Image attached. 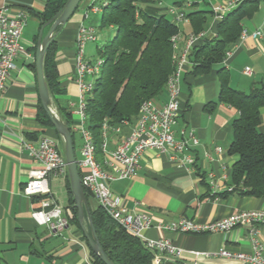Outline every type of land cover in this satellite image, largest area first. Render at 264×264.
Instances as JSON below:
<instances>
[{"label":"crops","instance_id":"obj_1","mask_svg":"<svg viewBox=\"0 0 264 264\" xmlns=\"http://www.w3.org/2000/svg\"><path fill=\"white\" fill-rule=\"evenodd\" d=\"M47 1L0 0V7L7 6L12 13L20 8L27 11L28 19L22 34V45L31 54L27 57L21 53L16 58V66L0 96V264H94L91 247L84 232H90L89 219L85 214L82 222L75 220L67 176H53L50 180L59 203L73 212V217L62 229L55 230L49 225L37 224L32 218V212L40 207L43 196H28L23 192L30 172L36 166L25 143L36 142L42 135H47L57 139L59 147L64 149L62 137H59L55 127H44L38 120L41 99L35 53L41 29L44 28V35L50 27L41 24L37 13L44 9ZM144 2H148L143 3L147 7L158 6L156 2ZM202 2L210 5V0ZM89 3L101 5L102 0H82L77 11L59 29L56 37L60 90L54 95L51 94V97L53 107L61 118V107L71 112L73 127H80L81 123L80 116L70 107V103L77 102L79 94L75 82L76 38L79 29L81 26H93L99 35L98 41L90 42L86 46L85 55L89 59L95 55L92 53L94 50L100 57V47L116 34L114 26H101V12L90 11L88 17H85ZM158 7L161 9H157V12H165L162 7ZM190 10L193 9L187 11ZM263 21L264 0L260 1L251 16L242 21V26L252 31L261 26ZM185 23L190 30L180 28V49L184 47L186 36L193 32L190 21ZM101 28H107V31L103 32ZM205 29L217 32L213 14L209 16ZM229 48L232 54L215 65L211 71L193 75L187 70L181 79L180 117L174 131L177 138H187L190 133L198 138L199 144L192 147L196 169L180 166L169 161L167 155L147 150L141 156L137 173L133 177L109 183L111 191L122 197L129 210L150 215L153 225L144 231L145 237H165L183 249L179 264H245L240 259L221 256L219 251L227 249L251 252L248 230L237 226L227 232L190 233L160 229L156 226L158 223H167L180 217L207 222L242 210H264V198L241 195L230 190L233 188L232 166L237 156L229 154V147L234 133L232 122L238 117V110L222 103L212 112L207 108L208 103L218 100L221 67L226 68L230 85L237 90L249 92L264 84V38L255 39L250 36L243 41H235ZM246 67L252 68V75L244 73ZM90 79L87 77L88 81ZM167 99L168 93L165 90L155 100L163 104ZM260 112L259 129L264 133V106ZM128 130V127H123L120 132H109L108 151L116 148L122 135ZM74 132L81 137L79 131ZM81 147L82 140L79 145L80 152ZM217 147L221 148L220 152ZM97 158L106 170L116 173L112 163L115 166L118 164L113 162L109 153L101 152ZM209 172L215 174L217 188L209 184ZM87 203L90 211L99 206L98 200L91 195L87 196ZM260 238L264 244V227L261 229Z\"/></svg>","mask_w":264,"mask_h":264},{"label":"built area","instance_id":"obj_2","mask_svg":"<svg viewBox=\"0 0 264 264\" xmlns=\"http://www.w3.org/2000/svg\"><path fill=\"white\" fill-rule=\"evenodd\" d=\"M106 1V0H105ZM104 1V3H106ZM182 1L181 3H179ZM243 0H210L214 23L222 20L229 12L235 9ZM194 0H158V6L162 7L170 21L180 26L183 22H189L187 9L193 8ZM101 12L102 5L87 4L85 17L89 12ZM28 13L20 8L12 13L7 6L0 7V96L5 91L11 71L15 68V60L22 53L27 57L31 54L22 45V34L27 24ZM217 32L204 29L199 32H191L184 39V47L180 49L182 39L181 31L171 37L174 49L175 69L166 83L168 99L159 104L155 99L144 100L134 120H123L118 125H111L105 118L102 124L103 143L102 152L109 153L114 163L116 173L109 172L97 158V146L93 134L87 128L86 97L94 87L97 77L100 75L103 57L91 60L86 57L85 49L88 43L98 41L99 35L93 26H81L76 38L75 55V82L78 85V101L70 103V107L80 116V127H73L79 131L82 137L78 169L81 181L86 192L96 198L108 215L119 226L131 235L138 237L145 246L154 253V264L163 261H179L183 249L165 237L156 239L147 238L144 231L153 225L150 215L144 212L129 210L123 203L121 196L115 195L109 183L117 179L131 178L137 173L139 160L147 150H155L167 155L169 161L180 166H190L196 169V158L192 147L199 144L198 138L190 133L189 137L177 138L174 126L180 117L181 108V79L183 74L193 66L190 59L193 48L209 37H214ZM255 39L264 38V21L261 26L249 31L242 28L238 42L247 37ZM237 43V42H236ZM232 54L229 48L223 61ZM246 75H252L251 67L244 69ZM87 77L91 79L88 81ZM123 127L129 130L122 135L115 149L108 151V134L110 131L120 132ZM36 166L31 170L23 192L25 195H42L41 205L32 212V218L39 225H49L58 230L67 226L73 212L63 207L53 192L50 180L53 176H67L68 166L65 155L59 147L57 139L42 135L36 142L25 143ZM218 152L220 147L216 148ZM209 184L217 188L215 174H207ZM233 188L231 187L230 190ZM160 229L172 231L202 233V232H227L232 228L241 226L248 230L251 252H234L221 249L219 254L227 258H237L245 264H264V244L260 238L264 227V210L252 209L235 212L228 216L207 222H198L187 217H180L167 223H158ZM189 264H199L193 262Z\"/></svg>","mask_w":264,"mask_h":264},{"label":"trees","instance_id":"obj_3","mask_svg":"<svg viewBox=\"0 0 264 264\" xmlns=\"http://www.w3.org/2000/svg\"><path fill=\"white\" fill-rule=\"evenodd\" d=\"M104 1L101 3V26H114L116 34L100 47V56L104 62L94 87L87 94L85 109V123L93 134L98 154L102 152V124L105 118L109 119L111 125H118L123 120H134L144 100L156 99L165 92L166 83L175 69L171 37L181 30L165 12L159 13L141 6L148 3L144 2L148 0ZM260 1L243 0L216 22L217 35L196 45L190 54L193 62L189 69L191 74L207 73L223 62L230 45L239 39L242 21L253 14ZM66 2L48 0L44 9L37 13L41 24H47L64 8ZM197 3L194 0L193 10L187 14L194 32L204 30L209 23V16L213 14L211 9L195 8ZM49 27L50 24L47 25ZM56 51L55 39L48 47L44 59L45 78L50 94L53 95L60 90ZM219 80L218 100L208 103V110L212 112L222 103L235 107L239 112L232 122L234 133L229 147V154L237 156L232 166V192L264 198V133L259 129L260 109L264 106V84L249 92L237 90L230 85L225 67L219 69ZM60 113L72 132L75 147L71 112L61 107ZM38 120L42 126L54 128L42 102L38 108ZM67 187L74 218L78 221V209L71 192L69 175ZM86 194L90 196L88 192ZM91 219L104 251L116 264H154L153 251L138 237L119 226L101 206L91 211ZM91 257L94 264H105L92 248Z\"/></svg>","mask_w":264,"mask_h":264},{"label":"water","instance_id":"obj_4","mask_svg":"<svg viewBox=\"0 0 264 264\" xmlns=\"http://www.w3.org/2000/svg\"><path fill=\"white\" fill-rule=\"evenodd\" d=\"M81 1L82 0H67L64 8L49 22H47L46 26L50 24V28L48 29L46 34L43 35L44 28L41 29L35 53L36 75L41 102L45 110L47 111L55 129L58 131L64 142V154L68 166V175L71 184V192L74 196L75 204L78 209V219L82 222L85 217V214H87L89 219L90 232L84 230L88 243L92 250L98 254L100 259L105 264H116L104 251L97 235L96 229L94 227V224L92 222L91 211L87 203L86 191L83 187L78 169V158L75 153L73 135L68 125L64 122V120L60 117V115L56 112L53 107L52 97L44 73V59L48 47L50 46L52 41L56 39L59 29H61L65 24H67L72 18L74 13L77 11ZM165 264L179 263L174 261H167Z\"/></svg>","mask_w":264,"mask_h":264},{"label":"rangeland","instance_id":"obj_5","mask_svg":"<svg viewBox=\"0 0 264 264\" xmlns=\"http://www.w3.org/2000/svg\"><path fill=\"white\" fill-rule=\"evenodd\" d=\"M195 1H197L198 3L194 6V7H196V8H202V9H210L211 7H210V5L209 4H203V2H202V0H195ZM142 7H144L145 9L146 8H148V9H150L151 11H155V10H157V9H159V7L158 6H150V7H147L146 6V4H142L141 5ZM161 9V8H160ZM188 10V9H187ZM180 28L181 29H184L185 31H189L190 30V27H189V25L188 24H186L185 22H183V23H181L180 24ZM101 30L103 31V32H105V31H107V28H101ZM48 31V30H47ZM92 53H95V55L93 56V57H91V59H93V60H95V59H97V58H99V55L95 52V50H94V52H92ZM87 55H89L88 53H86ZM77 101H78V99H77ZM82 140V138L78 135V134H75V152H76V156L78 157V158H80V149H79V145H80V141ZM61 149L63 150V148L61 147Z\"/></svg>","mask_w":264,"mask_h":264}]
</instances>
